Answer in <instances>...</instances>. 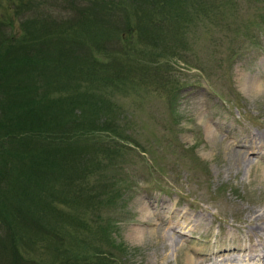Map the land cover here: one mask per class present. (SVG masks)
Listing matches in <instances>:
<instances>
[{
  "label": "rangeland",
  "instance_id": "rangeland-1",
  "mask_svg": "<svg viewBox=\"0 0 264 264\" xmlns=\"http://www.w3.org/2000/svg\"><path fill=\"white\" fill-rule=\"evenodd\" d=\"M165 1L0 0V125L38 127L0 136V264H264V0Z\"/></svg>",
  "mask_w": 264,
  "mask_h": 264
},
{
  "label": "trees",
  "instance_id": "trees-1",
  "mask_svg": "<svg viewBox=\"0 0 264 264\" xmlns=\"http://www.w3.org/2000/svg\"><path fill=\"white\" fill-rule=\"evenodd\" d=\"M199 4H202V2H200L199 0H195V5L198 6ZM164 5L165 6H160V7L162 9H164L165 11L169 12V11L175 10V8L177 7L178 4L175 3L174 0H166L164 2ZM27 37H28L27 41H23V42H18L17 43V47L16 48H17L18 54H15V55H16V58L18 60L19 68L20 67H23V68L25 67L26 70H30L33 67V65H34V62H36V57H37V53H38V50H39V42H38L37 39H31L28 35H27ZM227 55H232V54H227ZM43 70H45V69H42L41 71L44 72ZM24 86L25 85L22 84V88ZM17 114L18 115H22V113H20L19 111L17 112ZM18 120H19V122L18 121H13V122H10L11 124H8V123L4 122V125L3 124L0 125V130L2 128V130H1L2 132L4 130H10V129L12 130V132H14V133L6 132V133L3 134L0 131V136H2V140L1 141L4 142V143H7V148H9V149L11 147H16V145L14 144L13 138L15 137V135H18V130H23L25 132H28V130H34V131L38 130V127L36 126L35 121H33L34 119H30V121L27 122L28 124L25 123V121L27 120L26 119V115L22 116V120L19 119V118H18ZM32 121H33V123L31 125H29ZM20 122L26 124V127H24L23 129H18L17 126H18V124ZM90 122H91V120H89L87 122L88 125L91 124ZM8 139H10L12 141V143L7 142ZM17 142H18L17 144L21 146V144H22L21 141H17ZM120 146H122V144H120ZM124 148H125V146L123 147V149ZM123 149L121 150V152L123 151ZM40 150H44V151L38 152L36 155H34L35 157H34L33 162L35 164L33 166H31L30 168H27V169H31V168L35 169L34 172H33V176H35L37 178L36 180H42V178L45 177L46 173H45V170L43 169L42 165H43V163L45 164V162H48V159L45 162H40L38 157H40L43 160H45L42 156L48 154L49 152L47 150H50V149H48L44 145V146H42L41 148L38 149V151H40ZM108 150H109V152L111 154L112 153L111 149H108ZM55 152L60 153V154L57 155L58 159L64 160L65 156L63 155V152H62L61 149H57V150H55ZM116 152H119V150H117ZM7 154H8L7 152H0V157H2V155L5 157ZM53 161H54V158L51 161H49V163H53ZM12 165H14V164H12ZM2 170H4V169L2 168ZM10 170H11V167H10ZM25 203H26L25 207H28V211L26 213H24L23 215H20L21 213H19V212H21V211H19V212L17 211V205L13 206V209H15V210L12 211V212H14L15 214L14 215L13 214H8L9 221H6V223L8 224L7 228L9 230H11L10 226H12L14 229H17L19 227V228H21L23 230L24 233H27V232L29 233L30 230H31V227L35 228V227L39 226L38 224H39V221H40L39 220L40 216H38L37 213L34 214L33 210L30 209V205L27 202H25ZM50 206H51V204L49 206H48V204H45V207H46L45 209H46L47 213L50 212ZM37 222H38V224H37ZM51 228H53V227L51 226ZM0 229H2V225L1 224H0ZM27 238L28 237H24V238L19 239L18 243L25 250H29V249L36 250L39 246H36L34 244L33 238L30 239V236H29L28 240H27ZM4 239H6V237ZM104 242H105V244L102 246V249L98 251V255L99 256L96 257V258H93V259H96L98 261V263L100 261H102V262H104L106 264H120V263H117L116 261H112V259L114 258V255L112 254L113 252L111 251V247H110L111 243H107L106 241H104ZM26 243H27V245H26ZM0 246H1V244H0ZM5 247H9L11 249L12 253L16 252V249L13 248V242L12 243H5L4 248ZM113 249L118 251L116 248H113ZM0 250H1V248H0ZM107 252L109 253V256H106ZM71 256H72V254H71ZM101 256H104L106 258H100ZM26 263L27 264H32L30 261H27Z\"/></svg>",
  "mask_w": 264,
  "mask_h": 264
},
{
  "label": "bare ground",
  "instance_id": "bare-ground-1",
  "mask_svg": "<svg viewBox=\"0 0 264 264\" xmlns=\"http://www.w3.org/2000/svg\"><path fill=\"white\" fill-rule=\"evenodd\" d=\"M257 84H255L256 86ZM244 131V130H243ZM241 139H237L238 143H241L239 145H242V147L244 149H241V156L238 157L237 160L239 161H243L246 157L244 156V154H246L247 150L248 149H252L251 151H253V148L256 146V144H251V143H258V144H264V136H262V133L261 132H245L242 136H240ZM235 142V141H234ZM237 144H235V146H239ZM243 143V144H242ZM147 209V208H146ZM173 208H168V212L171 213L172 217L174 218L175 214L178 213V212H182L181 209H175V210H172ZM153 215V214H151ZM166 216V215H165ZM163 217V216H161ZM160 218V217H159ZM161 219V218H160ZM161 224H166L165 221H161L160 222ZM162 226V225H161ZM171 227V226H170ZM257 228V227H256ZM173 230V228H172ZM253 231V230H252ZM249 232V231H248ZM251 232V231H250ZM237 237V236H236ZM174 238V237H173ZM220 240V239H219ZM174 244L173 246L176 247L177 246V241L173 240ZM263 246V245H262ZM256 248H259L256 247ZM250 252V251H249ZM189 255V254H188ZM188 258L191 260V257L190 255L188 256ZM260 259V258H259ZM264 262V259L262 261V263Z\"/></svg>",
  "mask_w": 264,
  "mask_h": 264
}]
</instances>
